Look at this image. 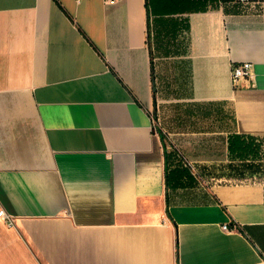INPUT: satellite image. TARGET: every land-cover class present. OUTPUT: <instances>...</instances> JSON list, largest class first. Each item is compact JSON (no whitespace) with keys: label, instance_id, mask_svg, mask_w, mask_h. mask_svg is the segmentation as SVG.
<instances>
[{"label":"crops","instance_id":"1","mask_svg":"<svg viewBox=\"0 0 264 264\" xmlns=\"http://www.w3.org/2000/svg\"><path fill=\"white\" fill-rule=\"evenodd\" d=\"M146 1L0 0V264H264V0Z\"/></svg>","mask_w":264,"mask_h":264},{"label":"trees","instance_id":"2","mask_svg":"<svg viewBox=\"0 0 264 264\" xmlns=\"http://www.w3.org/2000/svg\"><path fill=\"white\" fill-rule=\"evenodd\" d=\"M211 1H215V0H211ZM218 1H221V2H226V1H231V0H218ZM209 2V1H208ZM146 5H147V11L150 13H152L153 11V5H152V0H147L146 1ZM198 10V9H197ZM171 11H184V10H181V9H178V10H171ZM191 11V10H190ZM176 13V12H175ZM150 23H149V35H150ZM161 33H164V34H172L174 32L177 31V26L174 25V24H171L170 28L166 27V28H162L161 30ZM230 147H231V150L233 151H237V153H245L246 149H249V150H253V145H252V141H248L245 143V141L242 139V137L240 136H231L230 138ZM187 173L186 170H183V169H180V168H177L173 171H169L166 173V183L167 185L170 183L171 181V178L174 180L177 179V178H182L185 176V174Z\"/></svg>","mask_w":264,"mask_h":264},{"label":"built area","instance_id":"3","mask_svg":"<svg viewBox=\"0 0 264 264\" xmlns=\"http://www.w3.org/2000/svg\"><path fill=\"white\" fill-rule=\"evenodd\" d=\"M117 0H109V2H116ZM242 1H247V0H242ZM253 63L251 61H242V62H236L233 63L232 65V70H231V76H232V81L236 85L240 82L241 79L243 78H252L253 77ZM0 217L4 218V220L9 224V225H14V221L12 216L7 214L4 209L0 210ZM223 229L228 230L229 225L224 224Z\"/></svg>","mask_w":264,"mask_h":264},{"label":"rangeland","instance_id":"4","mask_svg":"<svg viewBox=\"0 0 264 264\" xmlns=\"http://www.w3.org/2000/svg\"><path fill=\"white\" fill-rule=\"evenodd\" d=\"M155 122H156V126H157V128H159V126H160V125H159V119L157 118Z\"/></svg>","mask_w":264,"mask_h":264}]
</instances>
